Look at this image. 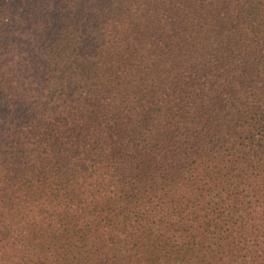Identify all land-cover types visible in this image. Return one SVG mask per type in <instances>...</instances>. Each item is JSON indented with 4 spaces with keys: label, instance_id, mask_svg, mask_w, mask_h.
<instances>
[{
    "label": "trees",
    "instance_id": "trees-1",
    "mask_svg": "<svg viewBox=\"0 0 264 264\" xmlns=\"http://www.w3.org/2000/svg\"><path fill=\"white\" fill-rule=\"evenodd\" d=\"M0 264H264V0H0Z\"/></svg>",
    "mask_w": 264,
    "mask_h": 264
}]
</instances>
